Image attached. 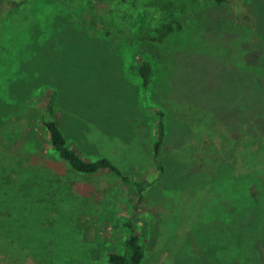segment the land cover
Wrapping results in <instances>:
<instances>
[{"label":"rangeland","instance_id":"rangeland-1","mask_svg":"<svg viewBox=\"0 0 264 264\" xmlns=\"http://www.w3.org/2000/svg\"><path fill=\"white\" fill-rule=\"evenodd\" d=\"M179 1L153 46L145 6L116 26L107 0H0V264H110L129 222L144 264H264V0ZM51 97L84 159L146 184L133 204L53 150Z\"/></svg>","mask_w":264,"mask_h":264},{"label":"trees","instance_id":"trees-1","mask_svg":"<svg viewBox=\"0 0 264 264\" xmlns=\"http://www.w3.org/2000/svg\"><path fill=\"white\" fill-rule=\"evenodd\" d=\"M77 1L79 3L82 0H66ZM109 9L114 15L115 24H122L129 15L133 7H148L150 13H153L157 17V21L152 27L149 25V29L153 34L146 36V39L154 46L152 42H162L172 32L175 31V24H178L179 28H182V24L178 19L172 20L177 12V5L180 4L179 0H107ZM217 3H226L231 0H214ZM145 11V10H144ZM151 50L153 48L149 47ZM138 74L143 80V88L147 90L150 86L153 74V63L151 59H144L138 67ZM160 120L158 125V138L154 143V162L160 170H163V166L160 163V156L162 147L166 138V123L164 120V112L159 111ZM43 124L49 133V139L51 147L59 155V157L67 163L75 172L93 175L98 174L101 171L108 170L114 172L120 176L122 182L127 185L128 192L131 194V198L128 200L131 204L134 203L137 197L142 196V192L146 188V184L143 182H133L129 177L123 175L121 169L109 158H99L95 160L84 159L69 143L67 136L63 132L60 122L56 117L54 98L51 97L47 104L46 111L43 115ZM128 227L130 229V236L125 240L124 252H112L108 254V261L110 264H144L146 253L141 243V238L135 230L132 222H129Z\"/></svg>","mask_w":264,"mask_h":264}]
</instances>
